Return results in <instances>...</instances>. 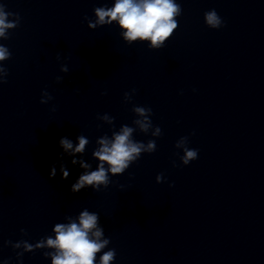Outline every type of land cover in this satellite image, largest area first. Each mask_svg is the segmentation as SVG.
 Segmentation results:
<instances>
[{
  "label": "clouds",
  "instance_id": "clouds-1",
  "mask_svg": "<svg viewBox=\"0 0 264 264\" xmlns=\"http://www.w3.org/2000/svg\"><path fill=\"white\" fill-rule=\"evenodd\" d=\"M182 13V8L176 0H115L112 7H97L94 9L96 19L88 21V27L95 29L98 25H111L116 22L122 30L125 41L129 44L135 41H148L150 49L162 48L178 28L177 17ZM10 16L15 19L9 20ZM85 19H88L85 17ZM205 23L209 28L219 29L224 26V21L218 15L215 9L209 10L204 14ZM20 17L5 10V5L0 4V39H8V32L18 27ZM11 57L9 49L0 44V84L6 83L8 70L3 66V62ZM61 72L67 73V66L61 67ZM62 77H57V83L62 81ZM135 89L132 93H135ZM53 97L47 91L42 93L41 104L48 103ZM125 101L131 100V94H124ZM132 111L139 118L133 123L139 127L140 132L147 134L151 130L153 137L161 135L159 127L153 128L150 116L152 109L143 106H134ZM102 118L109 123H113L114 117L105 114ZM135 131L133 127L123 125L119 132H113V138L110 140L104 136L98 140L100 147L93 152V156L100 162L97 169L91 172L81 174L78 180L71 186L72 192L91 187L94 191H99L101 186L107 188L110 183L109 173L112 176L123 174L131 164L136 162L143 153H153L156 151L155 140H149L146 144L132 139ZM194 134V133H193ZM78 144L73 148V143L67 137L61 138L60 146L65 152H70L75 156L76 153H83L85 145L89 143L88 139L80 135L77 137ZM175 147L183 151L180 157L181 163L185 166L198 158V150L188 147V137H181ZM78 161L74 158L73 164ZM81 168H90L89 164L79 161ZM105 164L108 168H105ZM175 166V163L174 165ZM60 171L62 178L67 179L69 172L64 165H61ZM56 175L55 167L50 171V178ZM163 174L156 177L157 183L162 182ZM68 223H57L53 231L55 237L48 236L42 238L35 244L26 240L11 244L14 249L23 247L22 252L17 256L22 257L24 252H33L36 249L49 248L55 251H45V257H51L52 264H97V254L101 253L110 240L104 238V229L100 226L99 215L90 212L87 209L80 212L78 222L68 217ZM24 229L21 232L24 233ZM116 258L114 249L103 252L99 256V264H112ZM7 264V262H5Z\"/></svg>",
  "mask_w": 264,
  "mask_h": 264
}]
</instances>
